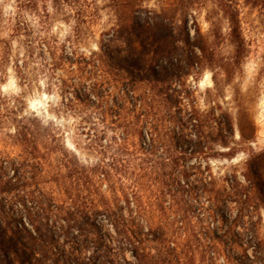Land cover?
Segmentation results:
<instances>
[{"label": "trees", "instance_id": "trees-1", "mask_svg": "<svg viewBox=\"0 0 264 264\" xmlns=\"http://www.w3.org/2000/svg\"><path fill=\"white\" fill-rule=\"evenodd\" d=\"M149 1L109 0L113 26L88 57L77 54V35L66 45L49 34L33 38L21 13L40 12L48 23V9H66L74 15L77 34L79 24L92 16L94 0H17L15 14L2 18L0 13V33L25 39L16 74L25 77L35 45L39 55L49 57L48 70L62 62L84 82L98 78L85 86L96 98L91 102L96 124L86 138L93 162L80 161L60 141V129L36 117L17 120L12 133L4 134L19 152L0 156V264H232V246L241 249L235 264H264V240L249 225L240 226L238 215L213 213L217 224L209 226L211 214L198 221L190 214L192 202L201 200L211 213V196L216 200L225 190L243 204L255 194L261 197L264 158L260 154L256 164L261 186L211 174L210 159L232 158L230 148L227 154L213 150L228 145L231 122L181 106L189 94L185 77L199 71L206 58L203 37L196 27L191 36L184 10L177 19V9L152 11L143 6ZM214 2L228 24L238 65L245 46L237 0ZM243 4L264 10V0ZM5 55L0 52V69ZM7 199L21 211L11 214ZM7 240L19 248L14 259L8 257Z\"/></svg>", "mask_w": 264, "mask_h": 264}, {"label": "rangeland", "instance_id": "rangeland-1", "mask_svg": "<svg viewBox=\"0 0 264 264\" xmlns=\"http://www.w3.org/2000/svg\"><path fill=\"white\" fill-rule=\"evenodd\" d=\"M16 2L0 0L2 18L16 13ZM108 4L109 0H94L93 8L90 6L92 16L79 24L77 34L74 33V15H70L66 9L58 12L48 9L52 15L48 23L41 19L40 12L34 14L30 10H24L21 19L29 26L33 38L49 34L58 39L60 44L66 45V39H73L77 35L76 52L88 57L91 52L98 50L101 34L113 26L114 18ZM237 4L240 32L245 46L243 58L238 65L233 63L234 47L230 43L228 24L217 12L214 0H151L143 6L156 12L162 8L177 9V19L180 11L184 10L191 36L196 27L203 37L206 58L199 71L194 70L185 77L184 89L189 94L181 106H195L203 115L212 112L215 116H221L223 122L227 118L231 122L233 130L226 139L228 145H214L213 150L217 154H227L230 148L233 150L232 158L217 156L210 159L211 174L220 181L225 178L232 181L235 178L242 186L249 183L261 186L256 175V164L260 162V157L257 158L260 154L264 158V10L246 6L243 0H237ZM8 36V32L0 33V40L7 43L0 45V52L6 54L0 69V98L5 101L0 105V156L16 157L19 152L15 145L4 138V134L12 133L14 122L36 117L45 125L58 127L60 141L68 150L75 151L80 161L93 162L95 155L86 149V138L93 134L92 124H96V111L91 107V102L96 98L86 92L85 86L96 83L98 78H87L88 81L84 82V78H79L77 73H71L70 65L62 62L57 63L52 71L48 70L45 63L49 57L39 55L35 45L34 57L29 60L25 77L18 75L14 65L17 61L19 64L24 62L25 39H10ZM41 64L47 67L42 68ZM72 69L76 71L77 67L72 66ZM210 130L211 127L204 129L206 133ZM217 135V131L213 130L211 137L217 140ZM109 136L108 132L107 138ZM51 189L59 196L56 188ZM236 192H240L239 186H236ZM236 196L229 190H225L216 200L212 195L211 202L215 205L211 207V213L204 211L208 202H192L190 214L193 220L211 214L209 226L217 224L214 219L218 215L213 213H221L232 219L238 215L240 226L249 225L264 240V194L261 197L257 194L252 196L250 204H243ZM7 203L11 214L21 211L10 199H7ZM27 207L30 208V205ZM6 248L8 257L14 259L18 246L7 240ZM228 251L233 259L231 263L235 264L241 249L232 246Z\"/></svg>", "mask_w": 264, "mask_h": 264}]
</instances>
